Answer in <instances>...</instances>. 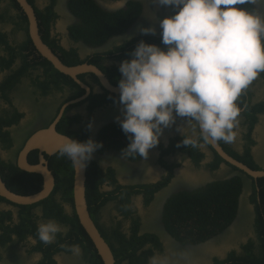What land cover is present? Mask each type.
<instances>
[{
    "label": "flooded vegetation",
    "instance_id": "af4514ba",
    "mask_svg": "<svg viewBox=\"0 0 264 264\" xmlns=\"http://www.w3.org/2000/svg\"><path fill=\"white\" fill-rule=\"evenodd\" d=\"M77 1L122 17L111 25H90L80 15L82 5L73 0H27L40 39L64 64L94 65L115 86L121 77L120 62L131 58L138 41L166 48L159 19L173 14L171 6L159 0ZM149 25L155 27L154 34L140 31ZM50 64L31 38L20 3L0 0V177L9 190L31 194L42 188L43 175L23 168L18 158L27 139L60 114L55 123L58 133L79 141L91 138L101 145L86 162V201L109 246L118 247L116 232L128 241L120 246L126 249L120 264H132L134 234L142 240L135 257L140 264H148L153 253L170 249L186 250L190 264H264V175L254 177L231 164L210 142L197 147L179 143L177 126H186L181 117L163 129L147 157L122 155L129 139L115 119L123 118L119 93L85 70L76 74L89 89L83 96L86 89L53 65L57 72L52 76ZM237 103L242 111L234 140L216 142L251 170H264V72L242 91ZM41 158L53 176V188L45 198L19 204L0 195V264H103L87 233L92 246L77 228L73 163L59 149L47 153L35 148L26 155L30 164ZM213 184L234 186L229 192L232 201L220 206L222 217L218 214L206 229L195 228L188 219L190 205L200 203L207 194L202 196L203 191ZM87 196L94 202L89 204ZM184 206L188 212L179 211L178 217L183 221L169 227L166 213ZM203 207L209 210L208 204ZM48 219L67 229L51 244L35 235L38 223ZM74 243L80 245L79 256L70 251ZM142 251L151 252L145 262Z\"/></svg>",
    "mask_w": 264,
    "mask_h": 264
},
{
    "label": "clouds",
    "instance_id": "9594fccd",
    "mask_svg": "<svg viewBox=\"0 0 264 264\" xmlns=\"http://www.w3.org/2000/svg\"><path fill=\"white\" fill-rule=\"evenodd\" d=\"M171 6L172 15L159 19L161 48L138 41L130 59L118 70L122 116L115 119L128 136L122 150L128 157H147L166 127L177 117L182 143L197 147L201 142H232L242 111L237 103L242 91L264 72V0H159ZM154 34V26L141 27ZM119 43L121 44L120 40ZM100 143L79 141L64 135L59 147L79 168L92 158ZM66 226L55 219L38 223L36 238L51 244ZM70 251L79 256V244ZM148 264H190L186 250L155 252Z\"/></svg>",
    "mask_w": 264,
    "mask_h": 264
},
{
    "label": "water",
    "instance_id": "95a60500",
    "mask_svg": "<svg viewBox=\"0 0 264 264\" xmlns=\"http://www.w3.org/2000/svg\"><path fill=\"white\" fill-rule=\"evenodd\" d=\"M24 11L26 12L29 20V32L31 38L36 45L39 52L45 56L52 65L59 70L60 72L72 76L83 88L86 89V93L83 95L85 96L88 92V87L82 83L76 76L77 73L85 70H90L95 72L101 80L104 82V85L115 92L119 93L118 85H112L107 81L106 77L103 75L101 70L94 65L83 63L76 66H68L64 64L56 54L52 52L48 45H46L40 39L38 32H37V20L35 16V12L32 6L27 2V0H17ZM60 115V114H59ZM59 115L56 119L47 127L42 128L34 132L25 142L23 149L21 150L18 158L19 164L30 171L40 172L43 175V186L42 188L31 194H18L11 190H9L4 182L0 177V195L9 199L12 202L19 203V204H30L45 198L53 188V176L51 172L47 169V167L42 163V158L40 159L41 162L38 164H30L26 160V155L31 149L38 148L43 150L47 153L52 152L53 150L59 149L60 145L63 142V137L65 134L58 133L55 129V123L59 118ZM67 136V135H66ZM214 145L216 150L219 152L221 157L225 160L230 162L233 165H236L240 168H243L251 174L252 176L256 177L258 175H264V170H251L245 164L241 163L240 161L232 158L229 156L217 142H211ZM74 165V164H73ZM74 175H73V184H72V198L75 208V213L78 218V221L84 231L89 236L90 240L92 241L97 254L99 255L100 259L102 260L103 264H115V256L107 243L104 239L102 234L100 233L98 227L96 226L95 222L93 221L92 217L90 216L88 204L86 201V164L83 168H79L76 165L73 166Z\"/></svg>",
    "mask_w": 264,
    "mask_h": 264
},
{
    "label": "trees",
    "instance_id": "16d2710c",
    "mask_svg": "<svg viewBox=\"0 0 264 264\" xmlns=\"http://www.w3.org/2000/svg\"><path fill=\"white\" fill-rule=\"evenodd\" d=\"M77 2L80 5H82L81 8V12L80 15L83 16V18L87 19L88 23L90 25H97L100 23V25H111V23H116L117 20L122 16H120V13L117 14L115 17L113 16L115 13L109 14L108 12H105L103 10L100 9H96V10H92L93 7L88 4H81L79 1L77 0H73V2ZM101 30H103L101 28ZM108 31V30H107ZM51 69L54 72H51V75L54 76L55 75V71L57 72V70L54 69V67L50 64ZM72 184V180H70V186ZM210 188L206 189L205 191H203L204 193H202L201 195L204 196V199L200 202V203H195L193 205H190L191 210L193 211L189 216L188 219L191 218L192 221L194 222V227L195 228H199V229H206L209 224L211 225V223L214 221V219L218 216V214L221 216V212L222 209L220 208L221 205H230L229 202L231 203L232 201V196L229 194V192L234 188V186H227L226 188L221 187V186H215V184L209 186ZM70 189V188H69ZM71 190V189H70ZM209 194V196L207 197V195ZM98 193L96 192L95 195H97ZM124 199V197H123ZM87 200L90 203L94 202V197H88L87 196ZM127 200V198H126ZM203 204H208L209 205V210H207L205 207H203ZM178 206H181L178 204ZM189 206V205H188ZM91 207L94 209V205H91L89 208L91 209ZM197 207V208H196ZM186 208H188L187 206H184L182 208H180L178 211H170L167 212V221H168V225L169 227H174L176 226L179 222L183 221V218L179 216H181L183 213H186L188 211H185ZM182 213H180V212ZM180 213V214H179ZM208 213V214H207ZM222 217V216H221ZM97 227L99 228L100 232H102V234L104 233L101 229V227H99L100 225L97 224V222H95ZM209 223V224H208ZM77 228L80 229V232L82 233V238L84 237L85 239H87V245H91V241L89 240V238L87 237L86 233L84 232V230L82 229V227L79 225V223H77ZM116 235H118V240H119V244L118 247H114L113 243H111V248L114 252L115 255V264H120L122 258L124 257V253L126 251L125 248H120L121 245L123 244H127L128 241L126 240V238L122 235L119 234L118 232H116ZM133 238H135V240H132L131 242L134 244V246L131 248V254H132V264H140V262H138V259H135L136 257V252L139 249L140 245H141V237L140 236H136L134 234ZM84 240V239H83ZM95 251V250H94ZM151 254L150 251H147V253L145 251L141 252V261L145 262L147 261V254Z\"/></svg>",
    "mask_w": 264,
    "mask_h": 264
}]
</instances>
